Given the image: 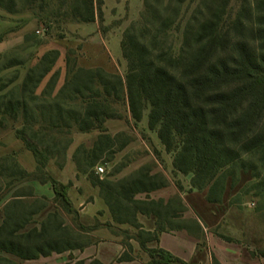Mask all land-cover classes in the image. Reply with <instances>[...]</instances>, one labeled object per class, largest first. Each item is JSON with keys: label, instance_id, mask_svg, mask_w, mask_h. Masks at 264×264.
<instances>
[{"label": "trees", "instance_id": "1", "mask_svg": "<svg viewBox=\"0 0 264 264\" xmlns=\"http://www.w3.org/2000/svg\"><path fill=\"white\" fill-rule=\"evenodd\" d=\"M19 1L20 12L18 0H0V9L10 14L38 5L45 9V0ZM104 5V0H70L72 22L102 21ZM143 8L123 35L125 77L81 68L67 56V77L58 88L59 51L47 52L24 77L20 70L2 76L24 67L23 61L0 60V134L14 132L37 163L30 174L14 156L0 157V264L93 245L83 235L86 229L74 230L66 221L73 216L71 184H62L48 170L52 162L64 169L75 134L93 132L100 134L98 141L91 148L80 145L73 155L78 177L99 188L115 224L137 230L149 264H187L148 247L168 229L160 203L136 197L165 188V178L143 174L113 183L95 175V167L115 147L106 123L125 119L124 113L140 123L151 109L149 128L175 153L174 169L193 174V187L208 190L211 204H220L238 186V171L241 178L264 174V0H144ZM175 34L182 36L178 49ZM32 182L50 184L54 199L37 197ZM260 193L264 198V189ZM139 215L157 218L155 232L143 229ZM124 248L119 262L134 261L132 246ZM69 264L104 263L71 258ZM212 264L221 263L213 256Z\"/></svg>", "mask_w": 264, "mask_h": 264}, {"label": "rangeland", "instance_id": "2", "mask_svg": "<svg viewBox=\"0 0 264 264\" xmlns=\"http://www.w3.org/2000/svg\"><path fill=\"white\" fill-rule=\"evenodd\" d=\"M43 5L44 10L39 9L41 5H38L31 11L17 14L0 9V60L6 58L25 63L24 67L12 69L2 76H12L16 70H20L21 76L24 77L29 68L53 50L61 53L64 49L66 57L70 56L72 61H77L76 50H65L59 45L62 40H75L78 37L75 32L78 25L72 22L70 16V0H45ZM17 6L20 12L23 9L22 2L18 0ZM143 9L141 0H130L128 11H123L127 14L119 21L120 24L123 23L127 29L132 22L140 19ZM61 36H64V39H60ZM181 41L182 36L175 34L177 49ZM111 55L124 61L121 46L115 47V43L111 44ZM62 62L59 58L56 64L55 70L59 73L62 64L66 67V59L65 63ZM124 62L123 68L118 70L122 77H125L128 71L127 62ZM46 83L47 81L42 88ZM150 110L148 108L140 123H136L129 113H124L123 120H110L106 123L108 135L115 145L112 153L115 154L104 156L103 162L94 169L95 175L113 183L143 174L165 178L168 182L165 188L148 195H138L136 199L160 203L162 222L169 233L187 231L197 241V252L207 253L209 257L212 255L219 262V258H237L241 261L259 259L264 264V198L260 193L264 189V174L260 179H254L249 172L246 177L241 178L238 171V186L229 190L228 196L220 204H211L208 201V190L200 191L193 187V174H182L174 169L175 153L168 151L160 141L158 133L149 128ZM99 136L98 132L75 134L73 151L82 144L91 148ZM16 140L14 132L0 134V157L4 156L3 152ZM109 157L112 161L105 163ZM98 167L104 169L103 174H97ZM48 170L54 178L61 181V172L53 162ZM243 182L244 186H241ZM70 184L68 195L72 192L69 198L73 216H68L66 221L74 230L80 226L86 229L83 235L88 236L93 245L89 250L53 254L36 261L18 260L19 264H69L71 258L87 260L93 256L94 247L105 241L104 236L94 235L97 230H107L111 233V239L118 240L123 247L130 244L133 248L137 230L130 225H117L103 219L104 214L111 212L101 197L99 188L82 175L78 181ZM76 200H81L83 205L76 204ZM96 227L97 229L93 230ZM229 249L234 252L232 257L228 255ZM144 254L149 258L147 253ZM114 262L119 263V259Z\"/></svg>", "mask_w": 264, "mask_h": 264}, {"label": "crops", "instance_id": "3", "mask_svg": "<svg viewBox=\"0 0 264 264\" xmlns=\"http://www.w3.org/2000/svg\"><path fill=\"white\" fill-rule=\"evenodd\" d=\"M104 2V17L102 21L97 19L94 23L77 24L78 26L75 29V32H77L78 34L77 39L62 40L61 44L59 45L65 48V50L69 49L77 51V63L81 68H101L109 73L118 74V70L120 69V67L123 68L124 66L123 63H125V59L123 58V61L121 58L117 59L111 55V44L115 43V47L121 46L122 51V40L126 29L124 24H120L119 21L125 18L127 12L126 14H124L123 11H128L130 0H104ZM141 4H144V0H141ZM63 50H61L60 58L61 61L64 62V60L66 59V53ZM66 77L67 69L62 64L60 66V80L58 88H61L63 86ZM72 146L68 152L67 163L64 169L60 170L62 179L61 181H58L64 185H68L71 182L78 181L79 177L81 176L80 175L78 177L77 166L73 161V155L76 150L73 151ZM3 155L14 156L21 167L30 174L35 173L37 170V163L34 155L29 150H27L24 143L18 139L12 146L8 147L7 150L3 152ZM30 185L33 187L35 195L37 197H46L49 200L54 199L55 194L50 184L42 185L38 182H32ZM69 195L71 196L72 192H69ZM74 202L79 206L83 205V202L81 200H76ZM86 209L87 208H85V210ZM86 215L92 217L98 216L97 214ZM138 218L144 230H146L147 232H155L158 222L155 216L139 215ZM103 219L108 222H113L111 214H104ZM94 233V235H96L97 237L104 236L105 238H103V240L105 241H101L99 246L97 247L93 246L95 248V252L93 254L91 253L93 256L89 257V259L87 260L98 259L104 264H149L150 259L147 258L146 254H144L145 251L141 249L137 241V243L135 242L133 244L134 261L115 263L114 261L117 258L119 259V257L125 250L121 242H119L118 240H114L113 238L111 239V233H109L107 230H97ZM148 247L164 249L165 251L173 254L175 257L185 261L186 263L212 264L213 256L211 255L209 257V254L207 253L204 254L200 251L197 252V241L192 238L185 230L172 233L165 232L160 235L159 241L150 243ZM90 248L91 247L85 250H89ZM227 251L228 255H230L231 257L234 255V252L232 250L229 249ZM219 260L221 264H263V262L259 259L241 261L237 258H231L228 260L219 258Z\"/></svg>", "mask_w": 264, "mask_h": 264}, {"label": "built area", "instance_id": "4", "mask_svg": "<svg viewBox=\"0 0 264 264\" xmlns=\"http://www.w3.org/2000/svg\"><path fill=\"white\" fill-rule=\"evenodd\" d=\"M104 173V169L102 167H98L97 168V174L100 175V174H103Z\"/></svg>", "mask_w": 264, "mask_h": 264}]
</instances>
